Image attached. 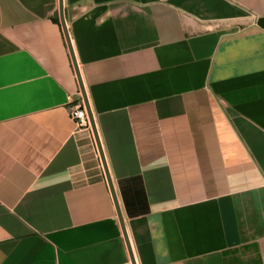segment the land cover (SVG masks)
I'll return each mask as SVG.
<instances>
[{
	"label": "crops",
	"instance_id": "obj_1",
	"mask_svg": "<svg viewBox=\"0 0 264 264\" xmlns=\"http://www.w3.org/2000/svg\"><path fill=\"white\" fill-rule=\"evenodd\" d=\"M62 12L130 248L59 0H0V264H264V0Z\"/></svg>",
	"mask_w": 264,
	"mask_h": 264
},
{
	"label": "water",
	"instance_id": "obj_2",
	"mask_svg": "<svg viewBox=\"0 0 264 264\" xmlns=\"http://www.w3.org/2000/svg\"><path fill=\"white\" fill-rule=\"evenodd\" d=\"M59 17H60V24H61L64 36H65V40H66V43H67V46H68L69 54H70V57H71L72 65H73V68H74V71H75V74H76V77H77V81H78V84H79L80 93H81V96H82V99H83V103H84V106H85V109H86V112H87V115H88V118H89L91 129L93 131L95 140L97 142V146H98V150H99V155H100V159H101V162H102V166H103V169H104V172H105V176H106V179L108 181V184H109V187H110V191H111V194H112V197H113V200H114V204H115V207H116L118 220L120 222V225H121V228H122V231H123V234H124V239L126 241V244H127L128 248H130V246L128 244V238H127V235H126L125 227H124V224H123V218H122L121 212L119 210L118 204L116 202V197H115L114 191L112 189V185H111V182H110V177L108 175V171H107L106 163H105V160H104V156H103L102 151H101V149L99 147L100 145H99V142H98V137H97V133H96V129H95L93 115H92V112H91L89 104H88V100H87V97H86V94H85V91H84V88H83V84H82V81H81V78H80V74H79V71H78L76 60H75V57H74V54H73V50H72V47H71V44H70V40H69V37H68L66 26H65V23H64L63 12H62V0H59ZM130 256H131V263L135 264L131 252H130Z\"/></svg>",
	"mask_w": 264,
	"mask_h": 264
},
{
	"label": "built area",
	"instance_id": "obj_3",
	"mask_svg": "<svg viewBox=\"0 0 264 264\" xmlns=\"http://www.w3.org/2000/svg\"><path fill=\"white\" fill-rule=\"evenodd\" d=\"M80 100L73 105L69 110V117L74 122L75 127L79 129H90L89 118L81 100V94L79 93Z\"/></svg>",
	"mask_w": 264,
	"mask_h": 264
}]
</instances>
